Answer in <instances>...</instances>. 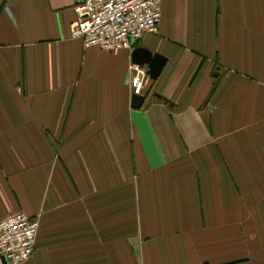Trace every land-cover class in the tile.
Returning <instances> with one entry per match:
<instances>
[{
	"label": "crops",
	"instance_id": "1",
	"mask_svg": "<svg viewBox=\"0 0 264 264\" xmlns=\"http://www.w3.org/2000/svg\"><path fill=\"white\" fill-rule=\"evenodd\" d=\"M72 7L0 0V220H38L25 264H264V0H161L112 52ZM134 48L164 61L139 109Z\"/></svg>",
	"mask_w": 264,
	"mask_h": 264
},
{
	"label": "built area",
	"instance_id": "2",
	"mask_svg": "<svg viewBox=\"0 0 264 264\" xmlns=\"http://www.w3.org/2000/svg\"><path fill=\"white\" fill-rule=\"evenodd\" d=\"M161 0H73L76 15L73 37L84 48L112 52L130 49L143 34L156 35ZM129 89L139 95L146 75L141 66L130 63ZM38 220L21 211L0 220V264H25L32 256Z\"/></svg>",
	"mask_w": 264,
	"mask_h": 264
},
{
	"label": "water",
	"instance_id": "3",
	"mask_svg": "<svg viewBox=\"0 0 264 264\" xmlns=\"http://www.w3.org/2000/svg\"><path fill=\"white\" fill-rule=\"evenodd\" d=\"M129 61L136 64V66L138 65L142 67L145 65L147 67L145 74H147L150 80L156 78L158 75L157 73L161 70L164 62L161 56L149 54V52L141 48H134L131 51ZM142 99H144L143 96L132 95L129 99L131 108L139 109L142 104Z\"/></svg>",
	"mask_w": 264,
	"mask_h": 264
}]
</instances>
